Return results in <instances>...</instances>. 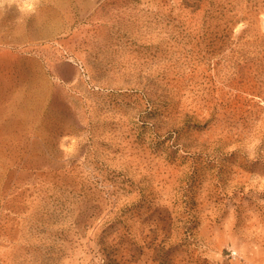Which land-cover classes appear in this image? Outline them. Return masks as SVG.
<instances>
[{"label": "rangeland", "instance_id": "374dc122", "mask_svg": "<svg viewBox=\"0 0 264 264\" xmlns=\"http://www.w3.org/2000/svg\"><path fill=\"white\" fill-rule=\"evenodd\" d=\"M0 264H264V0H0Z\"/></svg>", "mask_w": 264, "mask_h": 264}]
</instances>
